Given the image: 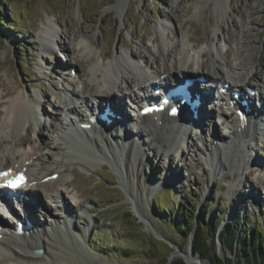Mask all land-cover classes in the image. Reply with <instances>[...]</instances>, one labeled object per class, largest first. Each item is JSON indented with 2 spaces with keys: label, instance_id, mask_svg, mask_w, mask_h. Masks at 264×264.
<instances>
[{
  "label": "rangeland",
  "instance_id": "374dc122",
  "mask_svg": "<svg viewBox=\"0 0 264 264\" xmlns=\"http://www.w3.org/2000/svg\"><path fill=\"white\" fill-rule=\"evenodd\" d=\"M117 1L10 0L4 4L1 14H5L6 20L14 26L0 27V111L8 96L4 92L14 91L16 94L22 90L25 96L28 93L44 95L45 111L39 121L42 126L38 129L30 122L27 126L33 129L30 127L31 130L23 129L21 132L25 140L30 138L34 141L38 140L36 132L39 130L41 137L52 146L42 165L46 168L45 173L66 162V156H58L63 151L59 147L63 149L65 142L55 145L54 134L49 130L50 123L54 122L50 109L55 105L61 112L63 102L64 91L59 87L58 67L54 66L55 62L63 64L62 56L50 53L38 44V35L46 28L45 22L49 19L57 23L55 35L65 45L62 51L69 56L67 64L76 66L81 79L89 86L96 81L83 54L85 46L95 52L97 60L99 52L105 60L113 56L118 47L156 66L155 56L150 51L152 42L149 41L160 33L169 42L175 43L172 34L175 32L185 35L189 44L202 51H215L216 44L224 50L229 49L224 51L226 56L240 55L264 80V0H223L221 11L218 0H123L125 5L121 13L112 8ZM159 59L160 62L163 60L161 56ZM150 72L148 70L147 73ZM64 76L62 87L74 88L78 91L77 97H81L79 80ZM250 81L256 83L255 80ZM4 86L10 91H4ZM85 94L88 95L87 92ZM82 108L85 106L81 105ZM212 126L215 127L214 124ZM216 127L221 137L231 138L230 130L223 124L217 121ZM208 134L192 136L196 140L188 145L189 149L184 148L181 158L175 149L155 155L144 146L145 162L137 173L128 169V161L124 171L115 159L114 148L104 143H101L103 148L100 149V143L98 146L100 150L104 149V153H99L102 160L93 166H64L69 183L64 186L63 182H58L57 186L59 183L60 187L63 186L61 194L71 206L74 230L81 234L83 242L80 241V245L85 251L72 246L66 239L60 245L74 252L78 264H160L161 259L168 258L173 251L178 254L172 259H185L183 254L186 252L199 254L190 250L192 240L194 244L193 233L188 238L182 236L180 229L171 223L169 217L172 212L169 209H176L180 221L186 224L199 217L204 251L221 259H236L234 252L221 245V232L227 227L239 229L241 235L251 233L253 240L264 239V205L258 202L259 198H264V139L248 142L250 156L257 157L259 166L248 163L245 177L234 186L236 183L232 182L231 175L225 174L227 170L218 172L209 165ZM27 143L23 141L22 147L30 150L31 143ZM38 143L34 141L32 145ZM67 143L69 149L63 154L69 157L90 155V152L98 150L96 145L89 151L84 146L70 141ZM236 151L232 149L236 155L230 157L251 158L245 155L247 152L240 150V154ZM228 161L231 166L235 163L232 158ZM53 202L45 200L50 215L58 207L56 201L57 205L51 206ZM41 221L51 225L46 214ZM216 221L218 225L212 241L211 226ZM126 249L129 255L124 253ZM204 258L209 264L210 260ZM235 262L247 264L238 260Z\"/></svg>",
  "mask_w": 264,
  "mask_h": 264
},
{
  "label": "bare ground",
  "instance_id": "6f19581e",
  "mask_svg": "<svg viewBox=\"0 0 264 264\" xmlns=\"http://www.w3.org/2000/svg\"><path fill=\"white\" fill-rule=\"evenodd\" d=\"M124 5L123 0H118L112 8L115 9L117 13H121ZM218 5L221 6L219 9V11H221L223 7V0H218ZM56 24L57 23L53 19H49L47 23L45 22L46 28H44V32L41 31L38 35V44L40 47H46L50 50V45L57 42L61 50L65 49L64 43L59 42L56 38ZM172 34L175 38V43L169 42L160 33L149 41L152 42L150 51L155 56L154 63L156 66H153V64L142 57H136L135 55L134 57L133 53L129 50L118 47L115 54L105 60L101 57L102 55L99 52L98 57L100 58L97 60L94 57L95 52L90 47L85 46L83 48V54L87 58L89 70L94 77L93 80L96 81V83L92 84H97L95 86L91 85L96 88L94 89L91 85L89 86V83L86 85L85 81L81 79L80 73L77 72V80H79L82 84L81 97H77L78 91L74 88L71 89L63 86L64 90H70L69 92L73 99H80V101L75 100V102H84L87 105V103H91L92 100L98 102L106 101L110 104L112 111L123 115L126 112L125 109L127 108V105H124L125 107L119 105L116 102V98L112 94V90L116 87L118 91L125 94L122 90V86L119 84L121 80L127 82L131 87L142 85L146 82L154 83L158 78H161L162 81L168 83L172 80L174 75L176 76L177 72L186 68L191 72L203 73L221 85L229 83V88L233 89L232 93L241 91L244 99L249 101L251 100L248 90L249 87H253L256 91L260 88L264 89V80L258 77L257 72L253 71L252 65L249 66V63L245 61L244 58H241L240 55H233V57L230 58L224 53V51H228L229 49L224 50L221 45L217 44L214 46L215 51H202L189 44L185 35H179L176 32ZM232 37L234 36L232 35ZM228 38H231V36ZM58 55L64 57L61 51ZM160 56L163 58L161 62L159 61ZM54 64L57 63L55 62ZM69 68L70 65L68 66V69ZM145 69L151 71V74L146 73ZM250 80H255L256 83H252ZM151 86L158 87V83H156L155 86ZM3 90L6 91L9 89L4 86ZM86 92L88 95L85 94ZM4 94L8 96L7 98L5 96L6 99L4 100V104L1 108L2 110L0 111V171H23L28 175L29 181L36 182V185L32 186L29 192L23 193L24 195H29L33 203H43L44 198L58 199L59 202L63 187H60V183L63 182L64 185L68 182V172L64 166L67 165L69 167L77 165L80 167L85 166V168L87 166H93L95 162L102 160L99 156V153H104V149L100 150L103 148L101 143L106 145L108 144L114 148V153L117 154L116 157H114L118 162H120L124 171H126V162L128 161V169L134 170L136 173L139 169H142L145 162L146 153L143 149L144 146L147 147L148 150H152L155 155H158L159 152L160 155L169 153L172 149L176 150L180 158L182 157L180 154L182 155L184 153V151L181 150L180 144L183 143L184 147L185 142H182L179 138L181 137L184 139L186 137V132L182 130V128L185 127L179 117L168 118L166 115H163L156 119L157 123L152 122L149 116L142 117L138 123L137 129H131L129 131L125 130L128 133L127 136L129 135L128 138H122L119 134H117L118 129L116 127L110 128L107 133L96 128V133L94 135H89L85 130L80 129L79 127L72 129L70 124L68 125L70 126L68 129L67 125L63 124L60 128H65L63 131V136L65 134V137L61 136V139L58 137L60 140V142L58 141V144L62 145L64 142L65 144L63 149L62 147H59V149L63 151H61L58 156H66L65 165H63L64 163L57 164L58 166L54 172L58 174V178L55 179V181L49 180L47 182H43L42 179L49 173H45L46 168H43L42 165H44L45 157H47V153L51 147L46 142L45 138L41 137V132L39 130L36 132L38 140H34L35 142H39L36 146L32 145L34 141L27 138L28 136H26L27 140H25V136L21 131L23 129L28 131L30 127L33 129L32 126H27L30 121L31 123L35 122V125L38 124V129L42 126L41 122L39 124L40 115L38 113L40 111L43 112V110L45 111L43 108V102L45 101L44 95H41V93H28V95L25 96L22 90L16 94L14 91L7 93L4 92ZM63 98L64 99L60 108L61 112H65L66 114L72 112V114L80 115L79 111H75L71 108L69 109L71 103L65 99L66 97ZM56 107L57 106L52 105V114L58 116L54 117L56 122L54 121L50 124L49 129L52 133H54V129H56L57 121L61 120V118L59 119V114L61 112H59ZM236 108H240V105H237ZM199 110L201 111L200 108ZM216 112L220 115V117L229 120L231 125H233V128L231 129L233 139H228L226 136L221 137V135L218 137L216 135L218 134V131L215 121L213 123H211L210 119H207L206 123L203 121L200 126L201 128H203L206 124V127L212 126V124L215 125V127L212 126L210 128V133H212L213 136L218 137L219 140L216 142L217 145L210 142V147L207 149V151L209 150L207 161L209 165L215 170H218V172L227 170L225 174H230L232 182L236 183L234 186H237V184H239L245 177V166L248 163L259 166L256 163L257 157H253L252 159H245L244 156L230 157L235 154V152H232V149H236V153L240 154L243 151L245 153L247 152V154H245L247 157L251 155L249 151L250 146L246 141L248 138L250 141L254 140V128H241L236 119L237 116L227 114L222 110H217ZM159 120H161V124H158ZM200 131V134L205 133L202 129ZM157 134L158 136H156ZM227 140V143L223 142ZM256 140L258 139L256 138ZM23 141L28 143L33 141L30 146L28 145L30 150H26V148L22 147ZM68 141L80 147L84 146L89 151L94 149L95 145L98 147L100 143V149L98 147V150L100 151L97 150L90 152V155L80 154L69 157L67 156L68 154H63L64 151L69 149V145L67 143ZM192 144L193 139L191 137H187L186 147L189 148L190 146L188 147V145ZM53 148L55 149L56 147L54 146ZM240 150L242 151L240 152ZM229 158H232V162H235L234 165H229L231 164L228 161ZM71 175H73L72 167ZM58 182H60L59 186H57ZM62 200L65 199L62 197ZM258 202L264 204V198H259ZM60 210L62 211V215H64L59 217L52 215L56 224L48 226L38 220L36 215L37 211L30 207L29 202L26 203V215L27 218L33 222L34 229L28 235L23 237L2 235L0 238V264H78L76 262L74 252L68 249L67 246H64L63 248L60 245V243L66 239V241L70 242L72 246L79 247L80 250H84L80 243L76 240L77 234L75 233L76 236L74 235L75 223L71 219V206H69L66 201H63L62 208ZM38 248L41 249L40 252L36 251ZM190 248V250L193 251L192 244L190 245ZM197 255H194L193 252H186L183 254V257L188 264H207L204 256L200 254ZM208 263L210 264V261H208Z\"/></svg>",
  "mask_w": 264,
  "mask_h": 264
},
{
  "label": "trees",
  "instance_id": "16d2710c",
  "mask_svg": "<svg viewBox=\"0 0 264 264\" xmlns=\"http://www.w3.org/2000/svg\"><path fill=\"white\" fill-rule=\"evenodd\" d=\"M10 0H0V27L5 26L11 28L14 26L12 22H8L6 20V15L1 14L4 12V4L8 3ZM111 2V1H109ZM155 203V202H154ZM156 206V203H155ZM165 207H162L164 209ZM165 210V209H164ZM172 212V216L170 215V220L173 226L180 229V233L182 236L188 238L191 233L194 236V244L193 251L197 253H201L203 256L207 257L213 264H235L236 260L242 261L247 264H264V239L263 237L257 238L253 240L251 238V233L241 235V231L239 229H235L234 227L225 228L224 231L221 232V245L224 249H228L234 252V258L229 259H221L215 255H210L205 252V243L201 235V219L199 217H194L189 223H183L177 211L170 210ZM217 221L211 226L213 233L211 234V240L213 241L214 230L217 227ZM242 236V237H241ZM126 255H129L128 249L124 251ZM167 258H162L160 264H166ZM169 264H185L182 259L174 258L171 260Z\"/></svg>",
  "mask_w": 264,
  "mask_h": 264
},
{
  "label": "water",
  "instance_id": "95a60500",
  "mask_svg": "<svg viewBox=\"0 0 264 264\" xmlns=\"http://www.w3.org/2000/svg\"><path fill=\"white\" fill-rule=\"evenodd\" d=\"M192 249H193V240H192ZM176 254H178V252L173 251V252L171 253V255L167 258V263H166V264H169V263L171 262L173 256L176 255ZM179 254H180V253H179ZM199 254L202 255L201 253H199ZM202 256H203V255H202ZM182 260H183V262H184L185 264H188V263L185 261V259H182ZM210 263L213 264L212 261H210Z\"/></svg>",
  "mask_w": 264,
  "mask_h": 264
},
{
  "label": "snow or ice",
  "instance_id": "6c2138e0",
  "mask_svg": "<svg viewBox=\"0 0 264 264\" xmlns=\"http://www.w3.org/2000/svg\"><path fill=\"white\" fill-rule=\"evenodd\" d=\"M13 186H15V185H13Z\"/></svg>",
  "mask_w": 264,
  "mask_h": 264
}]
</instances>
